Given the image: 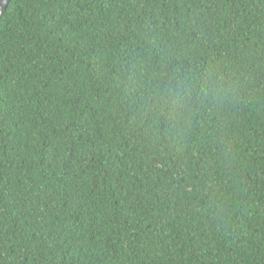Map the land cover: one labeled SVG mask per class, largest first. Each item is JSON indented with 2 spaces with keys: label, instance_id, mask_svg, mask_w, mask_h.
<instances>
[{
  "label": "trees",
  "instance_id": "obj_1",
  "mask_svg": "<svg viewBox=\"0 0 264 264\" xmlns=\"http://www.w3.org/2000/svg\"><path fill=\"white\" fill-rule=\"evenodd\" d=\"M0 264H264V0H10Z\"/></svg>",
  "mask_w": 264,
  "mask_h": 264
},
{
  "label": "water",
  "instance_id": "obj_2",
  "mask_svg": "<svg viewBox=\"0 0 264 264\" xmlns=\"http://www.w3.org/2000/svg\"><path fill=\"white\" fill-rule=\"evenodd\" d=\"M10 0H0V20L3 17L4 12L6 11Z\"/></svg>",
  "mask_w": 264,
  "mask_h": 264
}]
</instances>
